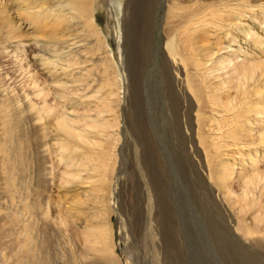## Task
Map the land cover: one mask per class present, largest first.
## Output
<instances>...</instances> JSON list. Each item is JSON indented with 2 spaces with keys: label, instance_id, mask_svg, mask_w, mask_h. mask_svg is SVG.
<instances>
[{
  "label": "rangeland",
  "instance_id": "obj_1",
  "mask_svg": "<svg viewBox=\"0 0 264 264\" xmlns=\"http://www.w3.org/2000/svg\"><path fill=\"white\" fill-rule=\"evenodd\" d=\"M127 1L89 0L96 17L90 23L87 12L76 9L81 0H40L38 9L64 19L57 32L62 36L51 39L49 29L34 34L31 25L24 50L0 27V100L14 92L24 108L35 104L38 110L42 98L36 92L42 88L47 103L75 119L87 138L67 140L76 148L72 158L81 162L69 166L56 120H25L30 146L23 171L8 180L3 165L10 136L0 125V264H264V224L255 219L257 208L264 209V0H194L226 5L237 19L196 32L194 41L204 49L192 56L184 51L182 29L150 25L141 1ZM175 2L165 0L162 19ZM169 35L178 37L177 57L167 47ZM218 48H224L221 55L208 65L234 49L239 70L218 72L210 89L194 63ZM164 56L177 60L181 70L162 71ZM31 75L39 86L29 84ZM244 81L248 90L228 106L243 114L249 131L238 142L230 133L233 112L216 103L213 90L234 85L233 95ZM182 82L192 109L175 95ZM42 124L44 165L32 132ZM195 165L207 174L215 169L212 192L198 183ZM258 175L262 188L242 199L245 179ZM44 182L46 221L38 193ZM90 228L102 231V240L92 243L101 252L85 241Z\"/></svg>",
  "mask_w": 264,
  "mask_h": 264
},
{
  "label": "bare ground",
  "instance_id": "obj_2",
  "mask_svg": "<svg viewBox=\"0 0 264 264\" xmlns=\"http://www.w3.org/2000/svg\"><path fill=\"white\" fill-rule=\"evenodd\" d=\"M39 1L40 0H10V2H8L5 0H0V27L5 29L6 34H7V38L9 40H12V42H17L19 46L21 45L23 50L27 46L26 42H27L28 38L30 37L29 36V29H30L31 25H33V27H34V30L31 31V32H34V34L43 33V31L49 29L48 37H50L51 39L54 38V40H56L62 36L61 33L59 34L57 32L62 27V22L64 21V19L58 13L53 14V13H51V11L44 12V10H43L44 7H42V6L39 7V9H38L36 4L39 5L40 4ZM88 1L89 0H81V2H79L77 4L76 9L77 10L81 9V10H83L84 13L87 12L86 20L91 23V22L96 20V17H95V13L93 12V6L91 4H89L90 10H89V8H87L88 7L87 6ZM140 1H141L140 5L142 4L141 9L145 13L144 17H145V20L147 23H149L150 25H152V24H157V25L161 24L162 25V23L165 22V23L171 24L173 28H176L178 30L182 29L181 30L182 36H180V37H181V40H182V37H183V40L185 38V40L183 41L184 51L186 52V55L188 54L190 56H192L193 54H196L198 52H202V50L204 49V46L202 44L198 45V43L194 41L195 36H196V34H195L196 32L201 31V30L206 31V30H208V27L210 25L211 26L213 25L215 27H221L223 25V22H231V21H234L237 19V17H234V19H233L232 16H234V13L232 11H227L228 7L226 5H218V4H214V2H209L205 5H200V3L195 2L196 0L195 1L190 0V1H193V3H191V4L185 3V2H189L188 0H175L176 2L174 4V6H169V9L166 11L167 12L166 15L163 16V19H162L161 11H163V9L165 8V0H140ZM128 2H129V5L131 3H133L132 0H128L127 3ZM33 4H35V5H33ZM13 7H16L15 12L13 11ZM175 9L180 10V12H176ZM31 10H34V11H31ZM19 14L23 15L22 20H19V18H17V15L19 16ZM23 20L24 21L27 20L29 22L25 24L22 22ZM94 34H98V32L95 30ZM168 39H169V41H168L167 47H168L171 55L173 57H175V56L177 57L179 54L181 55V51L179 50V48L177 47V44H176L178 37H170V35H169ZM257 39H259V38H257ZM24 41H26V42H24ZM199 42L201 43V41H199ZM223 49L224 48H218V49H216V51L206 52L205 53L206 56H204V58H203L204 61H202L201 59H198L194 63L196 65V67H198L201 71H203V74H202L203 75V82H202V84H204L206 86V88L213 89V88H211L212 86L210 87L208 85V82H210V80L212 78L215 79L216 76L219 77V75L217 74L218 72L224 71L227 68H232L234 71L239 70V61L235 60L232 56L233 53L235 52L234 49L230 50L229 51L230 54L226 55L224 58L219 59L218 61L213 60V63L208 65V63L213 58L216 59L219 55H221ZM182 51H183V49H182ZM148 52L149 51L147 50L146 53H148ZM207 58H208V60H207ZM163 59L164 60L162 61V65L160 67V68H162V71L163 70H165V71H173V70L180 71L181 70V66L178 65L179 63L177 60L171 61L169 59V57H167V56H164ZM18 62H20V61L18 60ZM22 65H24V63ZM253 68L254 67L252 66L251 69H253ZM255 68H257V67L255 66ZM251 77H252V75H251ZM238 79H239V76H238ZM37 81H38V78H36V76L33 75L32 78L30 77V83L29 84L34 85L33 87H37V86H39L37 84ZM186 83H187V86L189 88V85H188L190 83L189 78H188V82H186ZM181 85L183 86V87H181L182 89L180 91H178L177 94H175V95L177 96L178 99H180V98H182V96H184L183 98H185L186 102L187 101L189 102L188 107L190 109H192L194 106V102H193V99L191 98V95H189V91H187L188 88L185 87L186 85L183 82ZM239 86H240V88L238 89L239 91H235V93L233 95L231 94V89L234 87V85L229 86L228 89H226L225 86H222V85H220V87H217V88L214 87V90H213L214 94H215L214 100L216 101V103H218L222 107H225V111L228 113L233 112V108L228 107V106L233 105V101H234L235 97L237 96V94H242V93L245 94L246 91L248 90L245 81L242 84L239 83ZM237 87H238V85H236V90H237ZM218 88H220L222 91L223 90L224 91L222 93L221 92L218 93L217 92ZM48 95H49V93H47L44 89L38 88V90L36 92V97L42 98L41 99L42 105L39 106V108H37L38 110L34 109L35 104H32V105L28 104L29 110L27 108H24L22 106V103H21V101H23V99L20 98L19 96H17V94H14V92L13 93H5V95L2 96L3 98H1V100H0V125H2V129H3V132L5 133V135L8 136V138L10 136V139L7 142V146L5 145V152H6V154L7 153L8 154H7V158L4 156L6 159L4 160V165H3L4 172H5L8 180H10L14 174H18L19 172L23 171L22 161L24 159L25 151H27L29 146H30L29 142L27 140V137L24 135L25 133H24V130L22 128L23 122L27 119L28 120L32 119L33 121H35V119H37L39 121V123L37 121L38 124H40V121L45 120L47 117H48V119L50 117H52L51 119L56 120V123L58 126V127L57 126L56 127L65 136L64 139L62 138V140H60L61 141L60 142L61 143L60 144L61 149L63 150L64 153L71 155L69 157V159H66V160H64L65 158L63 159L65 161V164L71 166V165H75V164L79 165L81 163L75 157L72 158L76 148L75 147L71 148V146L69 145V142L67 140L70 138H74V139L77 138V139H82L84 141H87V138L85 136H83L76 129V126H75L76 120L75 119H72L68 115L61 113L62 111L60 112L59 110H55L53 107H51L47 103L48 102L47 101ZM216 103H214V105ZM180 105H181V107L184 106L183 103ZM248 106L251 107L250 104H248ZM250 107L245 112V114H247L250 111ZM185 108H186V106H185ZM27 110L29 112H27ZM252 110L260 111L261 109L260 108H252ZM191 113H192V111H191ZM191 113H189V110H188L187 116L189 119L190 126H192V124H194L193 120H192L193 116H191ZM231 116L235 119L234 121H235L236 127L234 126L235 128L233 127V129H231L230 133H231V136L234 137V139L236 141H238L239 138L247 136L246 131L248 133H249V131L247 129L243 128V124H242L243 114H241L239 112V110L234 111L233 115H231ZM38 126H40V125H38ZM226 126H227V124H226ZM227 127H229V125ZM46 128L47 127L42 124L40 127L35 128L32 131L33 132V140H34L33 142L37 146L39 156H41L44 159V161L40 160L42 162L40 164H42V165H44V163H45V159L47 158L46 153L48 152V150L46 148L47 143L45 140L46 135H45V131H43ZM41 131H43V132L41 133ZM35 136L37 137V140H35ZM190 137H191V134H190ZM16 138H18V141H13V140H16ZM247 138H248V136H247ZM187 139H188V135H187ZM259 139H261L262 142H264V135L260 136ZM23 141H25V143H26L25 150H24V147L22 145ZM8 143L10 146L8 145ZM90 154L92 155V153H90ZM9 155H10V157H9ZM72 162H73V164H72ZM41 167H43V166H41ZM191 167H193V165H191ZM195 167H196V171H195L196 176L195 177H197L198 183L201 185V187L205 191L212 192L213 188L209 184V179L212 176V174L215 173V169H211L210 172L207 174V173L203 172V170L200 168L199 165H195ZM258 174H260V173H258ZM71 175H73V174H71ZM78 175H80V174L78 173ZM258 177H259V175L254 177V178L251 177V178L245 179V181H244L245 184L243 185V187H244L243 194H241L242 199L246 200L251 192L254 193L257 189L260 190L262 188V185H261L262 184L261 183L262 178L261 177L258 178ZM207 183L209 184L208 185L209 187H206ZM224 189L226 190L224 192L226 195L231 192L226 184H224ZM44 192H45V182H44V184L41 185L40 192H38L40 195L39 205L41 207V213H42L43 217L47 216L46 215V209L44 207V204L47 203L46 202L47 200H45L46 195L44 196ZM254 198L255 199L252 200V203L256 205L258 203L257 198L256 197H254ZM214 201L216 202V204L218 206L223 207V204L221 202H218L217 199H215ZM262 211L264 212L263 208H259V207L257 208V210L255 211V219L258 222L264 224V214L262 213ZM44 219L46 221V217H44ZM100 240H102V231L100 229H98V228L88 229V232L86 233L85 241L87 244L91 243L90 248L98 250L101 252L103 249H98L97 246L92 245V243H98V242H100Z\"/></svg>",
  "mask_w": 264,
  "mask_h": 264
}]
</instances>
